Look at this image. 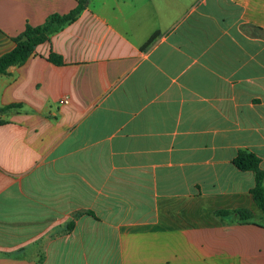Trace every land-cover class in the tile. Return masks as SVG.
<instances>
[{
  "label": "crops",
  "instance_id": "crops-1",
  "mask_svg": "<svg viewBox=\"0 0 264 264\" xmlns=\"http://www.w3.org/2000/svg\"><path fill=\"white\" fill-rule=\"evenodd\" d=\"M78 1L0 0V56ZM84 2L0 75V264H264V0Z\"/></svg>",
  "mask_w": 264,
  "mask_h": 264
},
{
  "label": "trees",
  "instance_id": "trees-1",
  "mask_svg": "<svg viewBox=\"0 0 264 264\" xmlns=\"http://www.w3.org/2000/svg\"><path fill=\"white\" fill-rule=\"evenodd\" d=\"M84 3V0H79L76 7L70 12L66 14H51L38 26L27 24L20 34L12 38L15 46L10 51L0 56V75L5 74L10 66L25 62L33 54L37 45L45 42L52 34L61 30L65 25L73 22L84 8ZM252 28L254 35L264 38V31L261 28ZM155 36L156 34L152 35L145 43V46L149 45ZM48 60L56 65L62 64L60 57L55 54H50ZM12 107L15 106L0 108V112L6 111ZM233 164L240 171H250L254 174V185L250 192L254 202L262 211V225L264 226V171L260 168V160L251 152L240 151L233 159ZM216 214L220 217L236 214L237 219L241 222H251L253 219L251 213L246 209L217 211ZM72 224V222H69L67 228L70 229Z\"/></svg>",
  "mask_w": 264,
  "mask_h": 264
},
{
  "label": "built area",
  "instance_id": "built-area-1",
  "mask_svg": "<svg viewBox=\"0 0 264 264\" xmlns=\"http://www.w3.org/2000/svg\"><path fill=\"white\" fill-rule=\"evenodd\" d=\"M67 101H68V100H67L66 98L62 100V102H64V103H66Z\"/></svg>",
  "mask_w": 264,
  "mask_h": 264
}]
</instances>
